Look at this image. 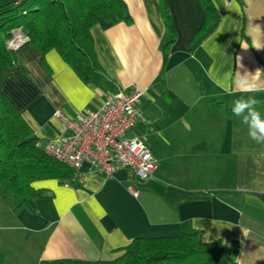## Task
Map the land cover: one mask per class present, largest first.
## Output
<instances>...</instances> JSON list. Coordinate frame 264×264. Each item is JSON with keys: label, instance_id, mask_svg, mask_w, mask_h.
Masks as SVG:
<instances>
[{"label": "crops", "instance_id": "obj_1", "mask_svg": "<svg viewBox=\"0 0 264 264\" xmlns=\"http://www.w3.org/2000/svg\"><path fill=\"white\" fill-rule=\"evenodd\" d=\"M164 1L174 32L165 60L159 0H123L129 23L99 19L90 29L111 89L83 81L53 49L41 56L26 41L9 46L16 64L0 90L39 147L67 136L56 111L76 119L118 89L139 91V122L130 134L156 168L140 183L126 168L108 178L83 163L70 181L33 183L42 195L35 211L14 212L0 188L7 264L110 262L137 238L193 232L206 244H237L236 264H264V144L251 140L231 111L233 100L255 95L264 115V0H210L214 19L198 36L199 0ZM244 75L258 91L241 85Z\"/></svg>", "mask_w": 264, "mask_h": 264}, {"label": "trees", "instance_id": "obj_2", "mask_svg": "<svg viewBox=\"0 0 264 264\" xmlns=\"http://www.w3.org/2000/svg\"><path fill=\"white\" fill-rule=\"evenodd\" d=\"M204 21L196 32L206 33L214 19L210 0H199ZM160 16L167 33L164 60L174 42L171 16L159 0ZM99 19L127 22L130 16L123 0H12L0 6V88L15 66L14 50L7 45L12 32L20 30L41 56L55 50L85 82L106 88L112 82L101 73L92 45L90 29ZM23 44V45H24ZM29 125L0 90V188L11 199L14 212L35 211L41 192L33 183L46 179L70 181L73 168L57 162L38 146ZM110 262L55 260L39 264H236L237 244L203 243L198 233L163 238H137ZM0 264H7L0 251Z\"/></svg>", "mask_w": 264, "mask_h": 264}, {"label": "built area", "instance_id": "obj_3", "mask_svg": "<svg viewBox=\"0 0 264 264\" xmlns=\"http://www.w3.org/2000/svg\"><path fill=\"white\" fill-rule=\"evenodd\" d=\"M141 96L139 91L128 95L118 89L106 95L97 110L76 119L56 111L67 136L47 141L45 154L70 168L86 163L108 178L117 169L126 168L138 182H146L155 171L156 161L141 138L130 134L139 122ZM128 190L133 197L138 196V191Z\"/></svg>", "mask_w": 264, "mask_h": 264}, {"label": "clouds", "instance_id": "obj_4", "mask_svg": "<svg viewBox=\"0 0 264 264\" xmlns=\"http://www.w3.org/2000/svg\"><path fill=\"white\" fill-rule=\"evenodd\" d=\"M240 83L246 85L250 92L259 90L245 75L241 76ZM259 103L255 95L241 96L232 101L231 111L240 119L241 125L246 126L249 138L264 144V115L258 110Z\"/></svg>", "mask_w": 264, "mask_h": 264}, {"label": "rangeland", "instance_id": "obj_5", "mask_svg": "<svg viewBox=\"0 0 264 264\" xmlns=\"http://www.w3.org/2000/svg\"><path fill=\"white\" fill-rule=\"evenodd\" d=\"M12 0H0V6L3 5V4H6L8 2H10ZM27 41V38L24 36L23 32L20 31V30H16V31H13L12 32V37L11 39L9 40V42L7 43L8 47L13 45V46H17L19 44H21L22 42H25ZM123 253H121L119 256H121ZM117 256V258L119 257ZM116 258V259H117Z\"/></svg>", "mask_w": 264, "mask_h": 264}]
</instances>
